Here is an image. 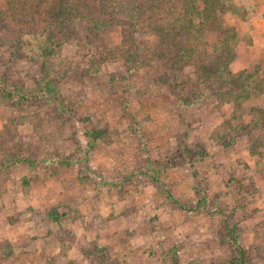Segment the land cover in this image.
Instances as JSON below:
<instances>
[{
    "label": "clouds",
    "instance_id": "clouds-1",
    "mask_svg": "<svg viewBox=\"0 0 264 264\" xmlns=\"http://www.w3.org/2000/svg\"><path fill=\"white\" fill-rule=\"evenodd\" d=\"M87 3L116 23L28 0L0 27V264H264V0ZM189 27L165 67L154 29Z\"/></svg>",
    "mask_w": 264,
    "mask_h": 264
},
{
    "label": "trees",
    "instance_id": "trees-1",
    "mask_svg": "<svg viewBox=\"0 0 264 264\" xmlns=\"http://www.w3.org/2000/svg\"><path fill=\"white\" fill-rule=\"evenodd\" d=\"M28 0H9L8 6L4 10H0V27L8 28L11 24H19L21 20L18 17H23L28 9L26 7ZM49 0H39V3H48ZM129 5L132 7L133 11H139L140 16L134 17L139 20L144 19V9L140 7L142 0H128ZM215 6V0H213V7ZM85 8L87 10L88 16L93 17L91 21L93 24V28L89 29L90 31H95L96 29L103 26L105 29L112 27L114 23H116L113 17L106 16L107 8L105 6H101L99 9L95 7H91L88 5L87 0H69V12L67 15L72 16L73 14L81 16L83 19V14L80 9ZM159 8V5H156ZM96 14H99L101 17H104L102 21L96 20L94 17ZM154 15V13H153ZM152 16H148V20H152ZM124 35L129 36V40L132 39L133 33L136 31L134 24H128V27L124 29ZM155 33L159 36L160 39V47L159 50L155 53V56L164 61L165 64L172 65V67L176 68L178 71L182 70L183 66L189 63H193L198 59L197 56V48L192 44L190 37V27L184 29L185 35L181 37L180 32L170 31L164 32L160 28L154 29ZM209 39H212L211 35H209ZM216 39L226 42L228 39H231L230 34H218ZM132 56L128 55V59L137 60L141 58L139 55ZM135 60V61H136ZM147 63V60H145ZM259 68L256 69V74L258 73ZM47 73L45 72V75ZM208 77L206 76L205 79ZM251 80L252 77L250 76ZM261 83L256 84V89L264 93ZM246 98V97H245ZM237 101L240 97H236ZM256 111V109H253ZM262 119H264V111L260 113ZM93 135H98V133H91ZM53 215V214H51ZM244 253L243 249H240L238 257L235 259L234 264H245L244 261Z\"/></svg>",
    "mask_w": 264,
    "mask_h": 264
},
{
    "label": "rangeland",
    "instance_id": "rangeland-1",
    "mask_svg": "<svg viewBox=\"0 0 264 264\" xmlns=\"http://www.w3.org/2000/svg\"><path fill=\"white\" fill-rule=\"evenodd\" d=\"M8 1L9 0H3V2L2 3H0V10H4V9H6V7L8 6ZM124 33H125V31H124ZM124 33H123V35H124ZM124 37H125V40H129V36L128 35H124ZM190 40H191V42H192V38L190 37ZM128 55H130V56H134V54H133V50L132 49H129V52L127 53V54H124V58H125V60H126V63H128V64H133V62H134V60H131V59H128L127 57H128ZM109 56L111 57V56H114V53H109ZM131 57V58H132ZM136 60V59H135ZM141 60V58H138L136 61H140ZM145 60H147V59H144L143 60V63H146V61ZM169 64H165V67H167ZM171 67H172V65H171ZM172 69L173 70H175V71H178L176 68H174V67H172ZM259 71H260V69H259ZM259 71H258V73H259ZM257 73V74H258ZM0 79H3L4 80V82L5 83H10V81H9V76H8V73L7 72H5L4 74H3V76L2 77H0ZM258 83H261L262 85V88H263V91H264V80H260ZM264 94V93H263ZM4 95L5 96H10V93H4ZM68 111L69 112H71V111H73V109L72 108H69L68 109ZM254 155H255V153H254ZM261 155V157L262 158H264V153H261L260 154ZM70 167V166H69ZM201 204H203L204 203V201H201L200 202ZM51 214H53V215H51ZM67 213L65 212V215H66ZM49 215L53 218V219H58L59 218V213L58 212H53V213H49ZM235 231H236V229H234V228H229L228 229V235H230V236H232L233 237V239H235L236 237H235ZM222 243H223V241H222ZM239 251H240V249H238L237 250V256L235 257V258H233L231 261H230V264H234L236 261H235V259L238 257V255H239ZM97 252L99 253V255H96L95 257H94V260L97 262V264H103V262H104V260H105V258H106V252H107V250L106 249H104V250H100V249H97ZM262 258H264V257H262ZM173 259H175V257H173ZM244 261H245V264H251V259H250V257H249V254L247 253V252H245L244 253Z\"/></svg>",
    "mask_w": 264,
    "mask_h": 264
}]
</instances>
